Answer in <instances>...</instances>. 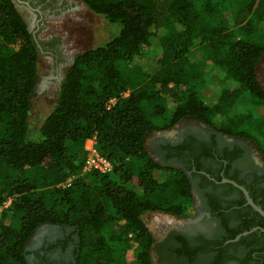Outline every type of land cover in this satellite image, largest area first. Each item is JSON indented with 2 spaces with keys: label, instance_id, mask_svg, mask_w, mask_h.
<instances>
[{
  "label": "trees",
  "instance_id": "1",
  "mask_svg": "<svg viewBox=\"0 0 264 264\" xmlns=\"http://www.w3.org/2000/svg\"><path fill=\"white\" fill-rule=\"evenodd\" d=\"M82 1L114 32L76 54L66 67L36 139L30 134L29 111L39 47L14 0H0V203L11 198L0 211V264H30L26 246L43 224L75 228L76 264H122L116 245L128 239L137 245L135 264H153V238L143 215L160 211L188 217L193 208L186 174L156 162L145 142L150 133L181 119L245 138L264 158V112H254L264 107L256 74L264 42L233 39L223 26L205 28V16L222 0ZM263 6L264 0H249L237 10L234 23L244 32L264 29ZM162 27L169 33L160 37L150 59L145 51ZM195 35L212 49L223 46L216 61L235 83L219 87L212 100L197 88L199 73L190 61ZM10 45L17 48L11 51ZM241 94L254 106L247 117L235 111ZM111 98L115 101L109 105ZM156 117L165 122L158 125ZM247 118L260 123L263 139L239 127ZM93 137L97 150L113 162L112 174L138 168L136 182L80 173L85 141ZM71 174L75 177L68 186H58ZM256 202L264 210V198ZM112 223L116 227L109 229Z\"/></svg>",
  "mask_w": 264,
  "mask_h": 264
},
{
  "label": "flooded vegetation",
  "instance_id": "2",
  "mask_svg": "<svg viewBox=\"0 0 264 264\" xmlns=\"http://www.w3.org/2000/svg\"><path fill=\"white\" fill-rule=\"evenodd\" d=\"M14 3L33 14L35 28L31 33L39 52L61 57L62 64L69 65L79 52L64 56L65 42L60 37L41 39L37 32L45 18L71 10L70 1L14 0ZM197 123L196 128L184 127L176 134L160 138L151 151L146 148L156 162L186 174L193 213L178 218L198 216L199 222L189 220L176 224L164 229L159 236L148 228L153 238L152 263L264 264V237L261 235L264 234L261 230L264 229V217L247 203L239 187L242 186L252 201L260 206L256 200L264 198V158L256 147L253 153L246 142L240 141L242 137L221 133L199 120ZM50 225L52 229L41 246H26L29 263L76 264L75 228ZM247 225H251L249 230H242ZM243 231L248 232L241 234ZM237 235L239 237L235 239Z\"/></svg>",
  "mask_w": 264,
  "mask_h": 264
},
{
  "label": "rangeland",
  "instance_id": "3",
  "mask_svg": "<svg viewBox=\"0 0 264 264\" xmlns=\"http://www.w3.org/2000/svg\"><path fill=\"white\" fill-rule=\"evenodd\" d=\"M69 1L71 5H73L71 10L53 18H45L40 24L39 32H37L38 38L41 39L49 36L60 37L65 42L64 56H68L74 52H81L87 48L104 43L114 32L115 28L113 25L109 24L103 16L91 11L82 0ZM248 1L249 0H222L218 9L212 15L205 16V28L223 26L226 31L231 34L230 37L233 39L244 38L252 42L263 43L264 29L260 30L259 27L256 26L258 29L255 32H244L239 25L234 23L237 10L244 6ZM15 6L26 22L28 29L32 32L35 28L33 14L21 5L15 4ZM250 18L253 22L256 21L254 13L251 14ZM167 33H169L168 27H162L157 32L156 36L151 39L150 46L145 51L150 59L155 55L156 50L159 47L160 37ZM222 47L223 46L221 45L216 49H212L211 45L207 41L202 40L199 35H195L194 44L191 47L192 52L190 61L199 73V79L196 83L197 88L200 89L203 96L210 100L217 95L219 87H235V83L228 77L225 68L216 61ZM16 48L17 45H10L9 47L11 51ZM63 61L64 60L61 57H53L48 53L39 52L37 85L31 99V109L29 111L30 134L32 138L39 137L37 129L41 125L44 117L51 111L57 100L60 83L64 76L66 66L68 65L62 64ZM149 61L151 63V60ZM256 73L259 81L264 86V56L260 59L257 65ZM123 75L127 76L126 70L123 72ZM171 103L172 102L169 101V104ZM248 108H254V106L250 99L247 98L246 94H241L236 100L235 111L238 112L237 114H243L247 117ZM255 109V113L264 112V107H256ZM165 117H156L154 118V121L158 125H161L165 122ZM247 120L248 118L240 124L239 127L243 130L252 132L257 137L263 139L260 123H252L251 120ZM198 125L196 119H181L168 129H161L150 133L146 138V148L151 151L153 145L160 138L176 134L175 132L184 127L193 129L198 127ZM240 141L246 142L254 153L255 146L251 141L244 140L243 138H240ZM139 171L138 168H132L127 171L122 170L114 174L111 173L110 176L118 182L123 179L130 182H136ZM143 219L146 226L156 236L161 235L164 229L179 223H185L189 220L199 223L198 216L184 219L160 211L146 212L143 215ZM115 227L116 225L114 223L108 225L109 229ZM51 229L52 226L50 224L40 225L28 240L27 247L36 248L41 246ZM49 237L50 235L47 236V238ZM116 249L124 260H121L122 264H135L137 245L132 239L118 243ZM28 258L31 259L30 255H28Z\"/></svg>",
  "mask_w": 264,
  "mask_h": 264
},
{
  "label": "built area",
  "instance_id": "4",
  "mask_svg": "<svg viewBox=\"0 0 264 264\" xmlns=\"http://www.w3.org/2000/svg\"><path fill=\"white\" fill-rule=\"evenodd\" d=\"M115 98H111L108 102L109 105L114 103ZM95 139L89 138L84 145V157L81 165L80 173L97 172L100 174H111L113 172V162L107 157L103 156L96 148ZM75 174L69 175L64 181L58 184V186H68ZM11 198L7 197L0 203V211L9 206Z\"/></svg>",
  "mask_w": 264,
  "mask_h": 264
},
{
  "label": "water",
  "instance_id": "5",
  "mask_svg": "<svg viewBox=\"0 0 264 264\" xmlns=\"http://www.w3.org/2000/svg\"><path fill=\"white\" fill-rule=\"evenodd\" d=\"M36 85H37V83H36ZM239 187L243 190V192H244V194H245V196H246V199H247V203H248L249 205H251L255 211H257L259 214H261V215L264 217V210L261 209L260 206H258L257 204H255V203L252 201V199L248 196L247 191H246L242 186H239ZM253 229H254V228H253ZM261 230L264 232V229H261ZM247 232H248V231H243L241 234H246ZM238 237H239V235H237V236L235 237V239H237Z\"/></svg>",
  "mask_w": 264,
  "mask_h": 264
},
{
  "label": "crops",
  "instance_id": "6",
  "mask_svg": "<svg viewBox=\"0 0 264 264\" xmlns=\"http://www.w3.org/2000/svg\"><path fill=\"white\" fill-rule=\"evenodd\" d=\"M86 142V141H85Z\"/></svg>",
  "mask_w": 264,
  "mask_h": 264
}]
</instances>
